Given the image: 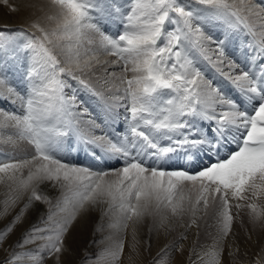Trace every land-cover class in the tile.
I'll list each match as a JSON object with an SVG mask.
<instances>
[{"label": "snow or ice", "instance_id": "1", "mask_svg": "<svg viewBox=\"0 0 264 264\" xmlns=\"http://www.w3.org/2000/svg\"><path fill=\"white\" fill-rule=\"evenodd\" d=\"M51 2L58 11L47 19L58 20L56 28L49 31L33 21L31 27L39 35L18 42L0 40V105L21 104L19 113L0 108V127L14 128L36 153L32 160H0V180L6 177L11 182L12 193L0 215H7L25 196L28 201L0 228V246L8 243L34 201L49 205L47 218H40L44 226L31 225L13 241L3 264H20L25 259L29 264H44L45 252L59 262L71 230L90 208L104 202L119 210L127 227L126 221L133 216L140 221L161 208L169 209L172 217H182L186 211L195 216L203 205L208 214L209 200L214 205L218 199L222 232L227 235L232 221L229 195L245 199L248 191L254 196L264 192V0H129L127 9L120 0ZM116 18L124 31L113 37L104 25ZM218 24L225 28L222 37L208 32L209 25ZM85 30L99 40L87 37ZM233 39L247 51V67L229 56ZM101 55L116 56L124 72L132 73L131 78L121 77L126 85L123 96L112 95V103L106 95L110 74L106 68L97 74V65L109 63ZM200 58L233 86V95L199 67ZM18 66L24 68V92L9 80ZM71 80L113 113V123L124 120L126 129L118 133L119 140L114 141L104 125L82 108L75 91L67 94ZM53 121L55 125L50 126ZM73 141L77 148L122 157V166L96 170L61 160L56 153ZM233 141L235 151L198 171L169 167L178 151L192 162L210 153L219 157L221 148ZM24 168H28L27 176ZM46 182L63 189L55 204L41 191ZM185 184L197 193L194 201L183 193ZM248 207L254 219L264 216L257 204ZM167 220L161 218L162 227ZM118 225L119 221L110 227ZM37 240L45 243L17 251ZM123 247L121 242L114 250H105L96 261L118 260ZM205 256L206 264H220L216 249ZM89 261L92 256L85 254L80 264Z\"/></svg>", "mask_w": 264, "mask_h": 264}, {"label": "rangeland", "instance_id": "2", "mask_svg": "<svg viewBox=\"0 0 264 264\" xmlns=\"http://www.w3.org/2000/svg\"><path fill=\"white\" fill-rule=\"evenodd\" d=\"M120 3L125 9L129 7V0H120ZM13 7V5L9 4V0L7 4L0 2V11L2 12L0 18L16 22L19 21L21 18L19 16H14V12H11ZM6 20L2 23L3 20L0 19V30H2L0 31V40L3 42H18L28 39L31 34L39 35L38 32L28 28L13 24L8 25L5 23ZM121 23L122 21L120 18L106 21L104 25L106 32L113 37L117 36L124 31L123 25H119ZM219 25L223 27L222 24L214 26ZM46 26L47 28L45 29L51 31L56 28L57 25L55 24L52 27V25L47 24ZM223 33L224 31H222L221 36H223ZM91 36L92 35H90V37ZM235 46L236 48H238V46L241 47L238 39L235 40ZM9 80L12 86L18 91L24 92L26 90L24 68L19 66L15 68L9 74ZM71 82H74L73 91L76 92L78 99L81 98L79 100L82 101V103L85 101L86 97H90L93 103H96L99 111H101L100 122L104 125V129H107H105V131L111 135L114 141L119 140L121 137L117 136L115 133L116 130L113 131V128H115L113 119L107 114L105 108H103V103L92 93L86 92V90L84 92V89L80 88L76 81L71 80L70 83ZM67 91L69 90L66 89V92ZM68 93L69 92H67V94ZM0 108L7 112H20L15 108L9 107L7 103L0 105ZM54 125L55 121H53L50 126ZM125 129L126 124L124 126V132ZM114 134L116 136H114ZM4 150V148L0 147V160L7 161L9 158H12L20 161L23 159L17 151L11 153ZM30 150V154H35L32 144L30 145ZM80 151L84 153L93 151L98 152L99 155H101H98L100 162L97 163L94 158L91 160L88 156L83 161H79L77 157L80 156ZM178 153L180 154L175 153V155L180 158L185 155L183 151H178ZM56 155L61 160L70 164L87 166L92 169L98 168L99 165L104 167L111 158V156L106 155L100 149L85 150L83 147L77 148L75 146V141H73L70 147L64 146ZM73 157L77 163L74 162ZM109 163L112 164L111 162ZM107 166L109 167V165ZM0 176H3V174H0ZM10 183L11 182L8 181L6 177L0 180V212L2 211L0 214L4 212V201L12 194L9 190ZM5 187L9 192L5 197H1ZM47 187L51 189L50 183ZM191 189L192 186L190 184H185L182 190L186 197H190L194 201L197 193ZM49 190L47 191L41 188L43 195L48 196L52 199L53 204H55L56 198L50 195ZM62 191L63 189L59 186L57 188L58 197L61 195ZM244 195L245 199H234L229 195L232 221L231 228L227 235H224L222 232V218L219 216L220 201L218 199L215 201L214 205L211 199L209 200L210 208L208 214H205L203 205L200 206V211L197 212L195 216H193L190 211H186L182 217H172L169 209L161 208L158 212H154L153 215H145L140 221H137L136 217L133 216L132 219L126 221L127 227L124 226L125 221L121 217L119 210L103 214L107 202L99 203L96 209L91 210L90 208L86 221L84 220V223L82 222L79 224V235L73 239L74 241H71L70 246L67 245L65 247V253L59 262H63L64 264H80L81 258L85 254H90L93 261H89L88 264H93V262H95V264H105V262L96 261L97 255L105 250H114L116 245L122 242L124 247L119 259L112 261L111 257H108L107 264H122L124 260H126L128 264H161L164 260L167 261V264H206L209 258L205 256V253L212 249L219 251L220 264H264V216H261L259 219H254L252 210L248 207L249 204L255 203L261 211H264V198H254L251 191L246 192ZM26 201L27 198L25 196V198L18 201L16 205L9 210L7 215H0V222L1 219L5 218L3 216H6V218L16 216V214L24 208V205L28 203V201ZM237 205H239V207ZM48 208V204L34 201L25 211L24 217L16 227L29 222L32 214L37 211L43 212V217L46 219ZM162 217H168L166 222L167 226H161L160 221ZM193 219H195V223H192ZM117 221H119L118 227H110V225L116 224ZM38 223H40V220ZM43 226L44 225L41 224V227ZM98 228L100 230H97ZM233 240H235L236 244L229 247L227 244ZM37 241H39L41 245L45 243L43 240ZM246 242H251L250 248L245 246ZM44 256V264H46V259L50 257H48L47 252L44 253ZM50 259L51 264L56 262L54 258Z\"/></svg>", "mask_w": 264, "mask_h": 264}, {"label": "bare ground", "instance_id": "3", "mask_svg": "<svg viewBox=\"0 0 264 264\" xmlns=\"http://www.w3.org/2000/svg\"><path fill=\"white\" fill-rule=\"evenodd\" d=\"M9 4L13 5L14 8L16 9L15 11H13V10L11 11V12H14L13 15L19 16L21 19L16 22L13 20H6L3 18H0L3 20L2 23H4V20H6L5 23L8 25L13 24V25L21 26L24 28L34 30L35 32H36V30L33 27H31V24L33 21L39 20L38 22H39L40 26L43 28H47V26H46L47 24H50L53 27V25H55V24L57 25V23H58V20H48L47 19L48 16H55L57 11H58V9L53 6L51 0H9ZM1 13L2 12L0 11V14ZM115 23H116V21H115ZM119 25L122 26L123 24L121 23ZM222 31H225L224 26L223 27H221L220 25L219 26H214V25L208 26L209 34L213 35L214 37H222L221 36ZM85 32L87 33V37H90V35H92L90 37L91 39H93L95 41L99 40V37L96 36L94 33L87 32V30H85ZM235 40L236 39H233L229 43L228 49H227L228 54L232 59H234L242 67H247L248 66L247 51H242L240 46H238V48H236ZM85 43H86V41H85ZM99 58L102 61L106 60L109 62L108 64L104 65L103 67H101L99 65H97L96 67H97V74L98 75L102 74L104 72L105 68L107 69V72L110 74L107 77V79H108V86L107 87L110 88V92L106 91V95L109 97V103H112V101H111L112 95H119L121 97L123 96V90L126 87V85L121 83V77L127 76L128 78H131L132 73L131 72H127V73L124 72L123 62L122 61L117 62L116 56L101 55ZM198 63H199V67L207 73L208 77L211 80L215 81L217 86H219L222 90H224L228 95H230V96L233 95V93H234L233 86L224 77L220 76L217 72L213 71L211 69V67L208 65V63L205 60H203L202 58L198 59ZM71 85H72V87L68 89L69 91H67V92H69L68 95H72V93L74 92L73 91L74 82H71ZM84 92H85V90H84ZM86 92H88V91H86ZM82 96H85V95H82ZM90 96H92V95H90ZM79 99H81V98H79ZM121 103H124V101H121ZM7 104L9 105V107L15 108L16 110H19V111L21 110V104L19 101H17L15 104H13V103H7ZM82 108H86L87 112L90 114V116L93 119H95L97 122L101 123L100 122L101 121L100 120L101 111H99L98 106L96 105V103L95 104L93 103V101L90 99V97H86L85 101L82 103ZM103 108H105V107H103ZM105 111H107L106 108H105ZM120 113H121V116H123V108H120ZM107 114L110 115L111 117L113 116L112 112L107 111ZM84 119L87 120L88 117L86 116ZM125 124L126 123L124 122L123 119H121L118 124L114 123V127L116 129L115 133L117 134V136L120 137V135H118V133H124ZM114 136H116V135L114 134ZM9 138H11V140L13 142H7L9 140ZM231 139L232 138L229 137L230 141H231ZM30 145H31V143H29L27 139H20L18 137V135L16 134V130L14 128H12V127H7V128L0 127V147L4 148L6 151L11 152V153H15L16 151L19 152V154L23 157V159H21L20 161L32 160V157L36 155V153L30 154V152H31ZM224 148L226 150H229L227 152V154H229L231 152V150L235 151L237 149V143L235 141H233V142L225 145ZM79 153H80V156L77 157V159H79V161H83L88 156L91 160H92V158H94L97 163L100 162V160L98 158L99 153L96 151H95V155H93L92 152L84 153L83 151H80ZM178 154H180V153H178ZM77 156H78V154H77ZM99 156H101V155H99ZM176 156L177 155H175V154L172 155V160L169 163V167L185 168L188 170H192V169L199 170L200 168L205 167V166L209 165L210 163L215 162L216 159H218V157L214 153H210L208 155H200L198 158L194 159L192 162L185 161V160H178V159H180V157H178V156L176 157ZM74 157H73V160H74ZM74 162H76V161L74 160ZM109 162H111L112 164H110ZM109 162L108 163L106 162L107 165H109V167L107 165H105L104 167L99 165V167L96 168V170L119 169L122 166L123 158L122 157L117 158V157L111 156V158L109 159ZM35 163H38V161H33V164H35ZM27 174H28V168H24L23 169V175L27 176ZM49 183L51 186V189L49 188L50 190L47 187L49 185ZM59 186H60L59 184H55L54 182H46L42 186V188L44 190H47V191L49 190L50 195L53 198H57L58 197L57 196V188ZM9 190H7V188L5 187L4 190L2 191L3 193L1 195V197H5V195H7ZM252 195H253V193H252ZM253 197L254 198H264V192H260L255 196L253 195ZM2 205H3V203H2ZM97 205L95 207H92L91 210L96 209ZM116 210H118V209H116V208L110 209L109 204L107 203L105 212L103 214L108 213L110 211L113 212ZM42 216H43V212L37 211L36 213L32 214L29 222L22 224L19 227L15 228L14 233L11 235V238L9 239L8 243L0 246V264H3V261L9 255V252L11 251V249L9 248V245L13 241L17 240L21 236V234L24 233L31 225H37V226L41 227V224L38 223V221L40 220V218ZM3 217H5V218L1 219L0 228H3L6 224L10 223L14 216L13 217L11 216V218L10 217L6 218V216H3ZM86 218L82 219L79 224H81L82 222L84 223V220L86 221ZM79 224H77L76 227L71 230V233L68 235V237L65 241V247L67 245L70 246L71 241L77 235H79V227H80ZM76 241H78V240H76ZM250 243L246 242L245 246L250 248V246H251ZM235 244H236V242H235V240H233L232 242L228 243L227 245L230 247V246L235 245ZM39 245H41L39 243V241H36L35 243H30V244L25 245L24 249H17V251L36 249ZM45 263L51 264V259L47 258ZM20 264H29V262L25 259V260L21 261ZM53 264H64V263L56 261ZM122 264H128V262L126 260H124V261H122Z\"/></svg>", "mask_w": 264, "mask_h": 264}]
</instances>
